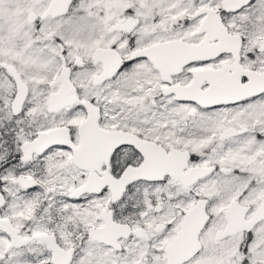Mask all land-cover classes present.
I'll use <instances>...</instances> for the list:
<instances>
[{
    "label": "snow or ice",
    "instance_id": "1",
    "mask_svg": "<svg viewBox=\"0 0 264 264\" xmlns=\"http://www.w3.org/2000/svg\"><path fill=\"white\" fill-rule=\"evenodd\" d=\"M0 264H264V0H0Z\"/></svg>",
    "mask_w": 264,
    "mask_h": 264
}]
</instances>
